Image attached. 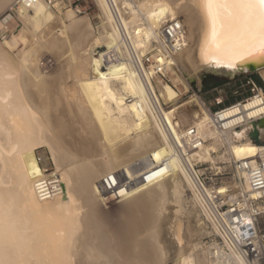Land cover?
Instances as JSON below:
<instances>
[{"label":"bare ground","instance_id":"bare-ground-1","mask_svg":"<svg viewBox=\"0 0 264 264\" xmlns=\"http://www.w3.org/2000/svg\"><path fill=\"white\" fill-rule=\"evenodd\" d=\"M96 3L98 33L81 9L58 15L59 0H0V10L9 5L24 28L22 47L14 37L0 41V264H209L210 247L197 237L204 220L193 224L182 214L187 184L195 196L198 191L194 162L212 161L211 152L225 147L233 162L254 163L250 158L264 145L250 132L256 123L264 139V100L228 106L221 113L225 122L243 123L222 131L193 94L188 102L200 111H192L194 120L184 128L175 117L184 104L176 90L152 73L142 77L127 61L105 62L106 53L97 48L111 52L128 39L143 53L166 18H177L185 44L167 69L181 71L187 90L190 80L199 84L209 71L233 78L239 65L264 53L228 67L222 52L208 47L201 0ZM44 48L61 58L53 75L39 69ZM255 72L264 86V66ZM193 137L200 140L195 145ZM41 147L53 172L40 163ZM134 160H140L138 170L128 164ZM110 174L120 188L121 198L112 202L119 204L116 216L106 210L110 197L100 189ZM54 175L61 191L41 197L38 181ZM234 175L217 189L252 195L246 175Z\"/></svg>","mask_w":264,"mask_h":264},{"label":"built area","instance_id":"built-area-1","mask_svg":"<svg viewBox=\"0 0 264 264\" xmlns=\"http://www.w3.org/2000/svg\"><path fill=\"white\" fill-rule=\"evenodd\" d=\"M184 44L183 26L179 19L174 18L161 24L156 37L143 53L134 48L128 39H123L119 47L111 52L104 50L103 53H106L105 62L127 61L142 77L144 72L152 73V77H158L160 81L170 84V70L167 68L172 64H167L168 59ZM233 90L240 98L231 103L224 105L220 93L213 98L216 109L210 112L214 115L215 125L222 131L243 123L241 121L229 126L225 122L221 113L228 106H240L253 97L264 100V91L259 80L251 75L239 81ZM253 119L254 117L247 118L244 123L253 122ZM188 133L193 134V129L190 128ZM196 139L193 137V145L200 141ZM232 168L235 174L246 175L252 195L237 188L219 191L217 183L205 181L198 176L196 199L211 230L203 238L202 244L210 247L209 264H227L228 260L232 264H264V229L259 226V220L264 216V152L256 157L254 163L250 160L236 161L232 163ZM118 186L113 174L105 176L100 182L101 193L110 197L107 204L121 198ZM205 186L212 188L206 191ZM60 187L57 175L51 180L41 179L37 184L38 193L45 198L59 193Z\"/></svg>","mask_w":264,"mask_h":264},{"label":"rangeland","instance_id":"rangeland-1","mask_svg":"<svg viewBox=\"0 0 264 264\" xmlns=\"http://www.w3.org/2000/svg\"><path fill=\"white\" fill-rule=\"evenodd\" d=\"M60 1V8L62 9L56 11L58 15H61L62 17L65 14V10L73 9L74 11L76 9H81L82 11L86 12L89 15L90 22L93 30L95 33L100 32L101 27V18H100V10L98 8V5L96 3V0H59ZM13 6V5H12ZM6 8H3L0 10V41H4L5 39H10L11 37H14L17 41L19 47H22L23 45V39H22V31L23 23L15 16L14 12L10 9V6H5ZM68 8V9H67ZM84 13H78V15H83ZM169 19V18H166ZM22 25V26H21ZM21 29V30H20ZM18 38V39H16ZM2 39V40H1ZM19 40V41H18ZM105 50V46L101 45L97 48V51L102 52ZM50 50H46L45 48L39 51L38 55V64L39 69L41 72L45 75H53L56 73L57 68L59 66L60 59L57 58V56L52 55V52H49ZM51 53V54H50ZM55 56V57H54ZM40 60V62H39ZM56 69V71H54ZM178 68L174 69L173 71L169 72V77L171 79V83L169 84L176 92L179 94V101L180 103H184L175 113L176 120H178L180 126L187 128L188 124H191L194 120L193 112L197 111L199 112V106L196 105L194 102H188L190 99V96L193 94H197L203 105L207 107L209 110L213 111L216 109V106L213 103V98L220 93L221 97L223 98L224 105L231 103L237 99L240 98L237 94L234 93V86L238 84L239 81L243 80L246 76L251 75L253 78H257L260 82V86L262 87L264 91V86L262 84V81L259 77V75L255 73H245V74H238L233 78H225L223 76H215L208 73H203L200 77L199 84L196 79L188 80L189 84V90H187L184 86V84L180 80L181 71H179ZM45 71V72H44ZM53 71V72H52ZM178 71L180 73H178ZM50 73V74H47ZM52 73V74H51ZM187 90V91H186ZM186 91V92H185ZM49 91L47 90V93ZM198 106V107H197ZM191 120V121H190ZM255 142V141H254ZM258 145H264V139H261L258 142H255ZM44 151H43V150ZM227 149L225 147H218L214 152H211V160L208 159L207 161H196L194 165L195 170L197 171L198 176L200 179H204L205 181H212L217 183L219 186L224 181H231L234 178V170L232 168L233 161L229 158V153L226 151ZM43 151V152H42ZM258 155L251 157V160H255ZM38 158H40V163L43 167L48 169L49 172H53L54 164L52 160L49 157L48 152L44 147H41L38 149ZM136 163H135V162ZM128 163L133 170H138L140 165V160H134ZM138 162V163H137ZM134 163V164H133ZM135 166V167H134ZM52 169V170H51ZM122 169V166L117 169V172ZM183 205L184 210L182 214L186 216H191V222L193 224L198 222V218L204 222L205 229H201L199 232H197V237H200L201 240H203L204 237H206L210 230V226L208 223V220L204 217L200 210V206L197 202L196 196L194 194V191L190 186H186V191L184 193V199H183ZM106 210L111 212L112 216H116L117 209L119 207V204L109 203L106 204ZM191 211V213H189ZM113 212V213H112ZM191 214V215H190ZM195 219V220H194ZM197 220V221H196ZM259 226L261 229H264V216L260 218L259 220ZM209 230V232H208ZM203 233V235H202ZM203 236V237H202ZM197 254L198 257H202L201 251H198ZM166 264H172L171 261L166 262Z\"/></svg>","mask_w":264,"mask_h":264},{"label":"snow or ice","instance_id":"snow-or-ice-1","mask_svg":"<svg viewBox=\"0 0 264 264\" xmlns=\"http://www.w3.org/2000/svg\"><path fill=\"white\" fill-rule=\"evenodd\" d=\"M209 48L222 52L228 67L264 53V0H201Z\"/></svg>","mask_w":264,"mask_h":264},{"label":"water","instance_id":"water-1","mask_svg":"<svg viewBox=\"0 0 264 264\" xmlns=\"http://www.w3.org/2000/svg\"><path fill=\"white\" fill-rule=\"evenodd\" d=\"M264 66V58L260 59L256 62L253 63H248V64H242L239 65L236 70L238 72V74H245V73H255V71L257 69H259L260 67ZM208 74H212L215 76H223L225 78H231L229 77V75H225V74H218L212 71L206 72ZM237 75V74H236ZM250 137L252 138L253 141L258 142L260 141V138L258 137V132L256 130V123H253V129L250 132Z\"/></svg>","mask_w":264,"mask_h":264}]
</instances>
